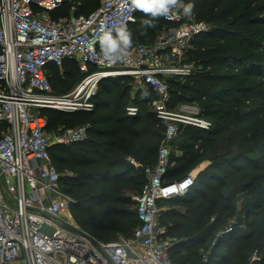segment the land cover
Segmentation results:
<instances>
[{
    "label": "trees",
    "instance_id": "obj_1",
    "mask_svg": "<svg viewBox=\"0 0 264 264\" xmlns=\"http://www.w3.org/2000/svg\"><path fill=\"white\" fill-rule=\"evenodd\" d=\"M79 1L84 8L90 4ZM188 2L195 5L196 21L207 22L210 30L195 37L188 51L200 68L184 81L170 79L169 85L176 102L200 104L213 128L181 130L177 149L182 155H171V164L177 165L170 166L166 179L186 177L203 160L209 165L185 195L160 201L161 207L176 208L160 213V225L167 237L174 238L170 255L177 264H197L205 248L210 249L207 264H264V0H184ZM68 5L64 3L52 16L70 17ZM142 16L130 32L140 28ZM153 24H142L141 35L133 30L132 39L148 37L145 43H150L168 25L162 17ZM63 71L64 77L52 67L50 80L56 94L68 93L83 77L74 61L64 62ZM113 80L100 84L107 86V94ZM147 89L154 101L153 91ZM123 96L104 116L43 110L52 135L88 126L87 139L54 145L51 154L61 186L74 200L81 229L99 241L109 234L133 235L139 225L136 202L124 193L141 192L146 181L143 169L156 164L165 132L163 122L145 111L148 99L137 103L139 111L131 116L123 109ZM0 129L5 130L2 123ZM128 157L141 166L136 168ZM230 224L233 231L216 239L217 232Z\"/></svg>",
    "mask_w": 264,
    "mask_h": 264
},
{
    "label": "built area",
    "instance_id": "obj_2",
    "mask_svg": "<svg viewBox=\"0 0 264 264\" xmlns=\"http://www.w3.org/2000/svg\"><path fill=\"white\" fill-rule=\"evenodd\" d=\"M73 1L0 0V123L5 126L0 137V264H177L170 255L174 241L160 225L159 203L185 195L195 177L166 179L171 144L183 128L210 130L213 121L197 102H176L169 80L184 81L200 68L183 60L193 39L210 25L184 23L174 11L177 18L162 17L168 25L150 43L134 45L123 62L112 64L99 44L102 31L120 23L129 30L143 13H129L127 0H103L88 15L52 16ZM66 61H74L83 77L73 90L56 94L52 67L63 76ZM119 77L134 78L153 91L152 110L165 132L157 162L143 169L146 181L134 197L139 225L132 237L113 242L94 238V244L62 228L68 223L62 213L74 200L61 188L51 154L54 145L87 139L88 126L51 138L43 110L90 112L102 81ZM126 110L131 116L138 113L136 108ZM128 161L141 166L130 157ZM232 231L230 224L217 232L216 239ZM201 256L206 264L209 253Z\"/></svg>",
    "mask_w": 264,
    "mask_h": 264
},
{
    "label": "rangeland",
    "instance_id": "obj_3",
    "mask_svg": "<svg viewBox=\"0 0 264 264\" xmlns=\"http://www.w3.org/2000/svg\"><path fill=\"white\" fill-rule=\"evenodd\" d=\"M102 1L103 0H90V4L86 8H84L82 1L75 0L73 2H69V5H68L69 6V14L72 16L73 14H77V12H79V11H82L83 13L93 12L99 8ZM149 19H151V18L146 17V16L145 17L142 16L139 20L140 28L134 27L132 29V32H133V30L135 31L136 29H138L139 32H137V34L141 35L143 33V31L141 30V27L143 26L142 25L143 21L149 20ZM159 20H160V18L153 21V23H158ZM191 20L196 21L197 19L193 16V18ZM132 32H131V34H132ZM137 34L135 32V35H137ZM135 37H136V40L134 38L132 39L133 43H135V44L136 43L141 44V43H145V42L149 41L148 37L147 38L144 37L143 39L137 38V36H135ZM183 62L184 63L192 62V60L190 59L188 54H186ZM76 85H77V83L74 85H71L72 87L70 86L71 88L69 91L73 90ZM109 89L111 90V94H107V92H106L107 86L102 85L101 87H99L98 93L96 95L97 97L94 99V103H95L94 108L92 111H90L91 113L93 112L92 117L108 115L111 112V106H114L115 102L121 98L122 93H124V96L122 98L123 109L126 111V113H127V110H126L127 108H136L137 112H138L139 107L136 104L139 103L143 99L149 100V103L144 104L145 111H150L153 113V110H152L153 95L147 88L143 87L141 82H139L138 80L131 78V77L115 78L112 81L111 85L109 86ZM128 90H129V92H126ZM109 100H111L112 104L108 103ZM2 132H3V129H0V137H1ZM182 132L183 131H181L178 134V136H176L175 140L171 144V155H173V154L182 155L181 151H179L177 149V147H178L177 143L183 139L182 135L184 132L183 133ZM50 136H51V138H53L52 134H50ZM176 165L177 164L175 162H172V167H174ZM207 165H209V161L203 160L202 162L197 164L195 168H193L191 170L190 174H193V176L196 175L198 173V171L205 169ZM61 188H62V186H61ZM136 195H137L136 191L131 192L130 190H128L124 193L125 197L130 196L133 201H135L134 197ZM72 205H73L72 203H70L68 205V207L62 213V216L64 217L65 220L68 221V223L81 228L79 221L75 217V215L78 213V211L74 210ZM134 209L136 210V206ZM174 209H176V208L171 206V205H168V204L163 206L164 211L170 212L171 210H174ZM161 212H162V209H161ZM131 237L132 236H127V238H126L125 236H123L121 234H109L108 236H106L105 238H102V239H105L103 241H106V242H112V241L120 240L121 238L130 239ZM173 240H174V238H173ZM204 252H208L210 254V249L209 248L202 249L200 251V254H202ZM203 263H205V262L203 261L202 256H201L200 261L197 264H203ZM207 263L208 262H206V264Z\"/></svg>",
    "mask_w": 264,
    "mask_h": 264
},
{
    "label": "clouds",
    "instance_id": "obj_4",
    "mask_svg": "<svg viewBox=\"0 0 264 264\" xmlns=\"http://www.w3.org/2000/svg\"><path fill=\"white\" fill-rule=\"evenodd\" d=\"M195 5L184 0H127L126 10L129 13L139 11L151 19L143 21L145 27L154 26L153 21L163 17L174 19L172 14L177 12L180 17L191 20L194 15ZM130 19H133L131 16ZM99 44L106 60L115 64L123 62L130 53L133 41L131 32L126 23L115 24L102 31Z\"/></svg>",
    "mask_w": 264,
    "mask_h": 264
},
{
    "label": "water",
    "instance_id": "obj_5",
    "mask_svg": "<svg viewBox=\"0 0 264 264\" xmlns=\"http://www.w3.org/2000/svg\"><path fill=\"white\" fill-rule=\"evenodd\" d=\"M187 177H189V176H187ZM62 228L67 230V231H70L74 234H77V235L89 240L90 242L96 244V240L90 234H88L86 231H84L83 229H81L75 225H72L70 223H63Z\"/></svg>",
    "mask_w": 264,
    "mask_h": 264
},
{
    "label": "crops",
    "instance_id": "obj_6",
    "mask_svg": "<svg viewBox=\"0 0 264 264\" xmlns=\"http://www.w3.org/2000/svg\"><path fill=\"white\" fill-rule=\"evenodd\" d=\"M51 73H52V72H51ZM128 158H129V157H128ZM128 158H127V160H128ZM207 166H208V165H207ZM207 166H206V167H207ZM202 170H204V169H202ZM202 170H201V171H202ZM201 171H198V173H200ZM198 173H197L196 175H198ZM196 175L193 176V174H192L193 177H196ZM161 208H162V211H164V210H163V207H161ZM164 209H165V208H164Z\"/></svg>",
    "mask_w": 264,
    "mask_h": 264
}]
</instances>
